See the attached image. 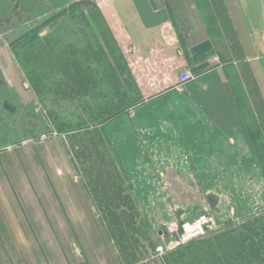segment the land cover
I'll return each instance as SVG.
<instances>
[{"label": "crops", "instance_id": "obj_1", "mask_svg": "<svg viewBox=\"0 0 264 264\" xmlns=\"http://www.w3.org/2000/svg\"><path fill=\"white\" fill-rule=\"evenodd\" d=\"M102 14L124 79L141 98L106 124L132 185L141 192L145 176L160 175L194 202L196 175L207 189L204 208L220 215L227 194L262 195L256 148L264 145V0H108ZM5 49L0 44L6 83L29 100L34 95L20 88V67ZM185 68L194 79L181 83ZM66 144L38 138L0 148V264H127ZM163 257L133 264H165Z\"/></svg>", "mask_w": 264, "mask_h": 264}, {"label": "rangeland", "instance_id": "obj_2", "mask_svg": "<svg viewBox=\"0 0 264 264\" xmlns=\"http://www.w3.org/2000/svg\"><path fill=\"white\" fill-rule=\"evenodd\" d=\"M107 1L108 0H0V44L7 48L2 50V52L5 53V57L8 58L11 65L17 68L15 66L17 64L15 51L21 52L23 50L21 44L27 36L25 35L26 37L23 38L19 45H12L11 43L18 40L32 28H37L40 29V37L48 36L51 41L50 43H54L56 39H58L63 44H73L81 49L84 63L87 64V61H89L99 71H97V75L101 76L103 75V66L106 68L105 63L110 61L113 63V57L108 51L107 60L103 59V62L96 61L91 56V47L95 46L98 41H103L101 35L94 34L95 31L91 24V20L86 17L84 13L89 15L91 13L102 14L103 9H105L107 5ZM43 21H46L44 26L39 27ZM96 25L99 26L100 23L96 21ZM14 47L17 49L15 50ZM119 54L120 52L117 50L116 55ZM122 61L121 64L124 66ZM18 69L19 79L16 76V72L15 76L20 82V88L31 91L34 97L29 100L24 97L20 98L17 96L15 90L9 88L6 82L1 83L0 94L5 98V102L15 107L16 111L12 112L1 106L2 98L0 96V148L22 142L27 143L28 140L38 138H61L66 142L68 138L65 137V132L63 134L60 133L57 127L58 121H69L75 126L79 122L86 120V124L91 125V118L95 113V108L106 103L111 98H114L113 96L111 97L114 91L105 78L101 80L97 89L93 90V88L91 89L92 91L88 89L89 91H87L86 96L80 99H55L54 93L48 88L43 89V93L37 96L30 89L31 85L26 80L22 70L20 68ZM117 71L120 73V82L122 83L120 93L128 91V96H133L135 103L138 102L141 98L137 84L126 81L124 86L123 73L125 72V68L124 70L117 68ZM91 74L95 75L96 73L93 71ZM0 75H2L1 72ZM46 82L48 84L51 83V81ZM249 84L253 85V83ZM131 99L128 97V102ZM51 113H54V115ZM260 144L261 145H258L256 148L259 159V170H261V173H259L256 178L257 182L264 181V145L262 143ZM67 151L72 158V152L68 146ZM136 172H138L139 175L142 170L137 167ZM146 177L149 176H145V179L143 178V188L141 192L137 190L134 185H132L131 190H129L137 202L140 212V221H147V223H149L148 226L143 227L150 237L140 236L137 238L139 244L142 246L141 251L144 254V259L153 253V236L156 235L158 226L161 224L166 225L167 223L179 221L181 219L190 221L208 212L217 215L221 221L219 229L215 232L208 233L203 236L200 241L184 248V252L186 256L188 255L189 262H191L194 260L193 258L198 251L200 252L203 249H209L211 247L210 242L215 240L217 234L232 229L233 233L227 236L238 235L244 229V222L264 215V193L260 196L252 193L243 196L239 194H227L230 200L229 205L232 206V208H228L224 211L223 215H220L217 211L211 210L209 207L204 208L206 203L201 196L204 197L203 192H206L207 189L202 188V181H199L196 175L190 180L191 190L196 198L194 202H188L189 200L184 198V195H178L170 191L167 184L163 183V180H161L162 177L160 175H158V177L151 176L152 178L147 179ZM162 198L165 199V203L159 204L158 201ZM177 199L179 201H177ZM140 200L143 202V205L140 204ZM260 201L261 204H257V202ZM179 203H184L188 206L182 208ZM171 253L172 252L165 254L168 264L183 263L182 260L177 259L176 255ZM202 264H207V262L202 260Z\"/></svg>", "mask_w": 264, "mask_h": 264}, {"label": "trees", "instance_id": "obj_3", "mask_svg": "<svg viewBox=\"0 0 264 264\" xmlns=\"http://www.w3.org/2000/svg\"><path fill=\"white\" fill-rule=\"evenodd\" d=\"M84 15L90 18L94 34L101 35L103 41L97 40L96 45L91 47V56L96 61L103 62V59L107 60L108 51L113 57V63L110 61L105 63L106 68L103 66L101 76L97 75L98 70L89 61L87 64L84 63L81 49L73 44H63L58 39L50 43L48 36L40 37V29L32 28L11 44L19 45L27 36L21 44L23 49L21 52L14 47L15 58L31 85L30 89L37 96L43 93V89L48 88L54 93L55 99H80L86 96L87 91L97 89L104 78L114 91L115 95H111L114 98L95 108L91 125L86 124V120L75 126L69 121H58L57 127L60 133L65 132V137L68 138L66 142L72 152L71 159L75 170L99 208L121 257L125 263L133 264L144 259L142 246L137 238L150 237L143 227L149 223L139 219L137 202L129 191L132 188L131 181L111 143L106 124L127 111L135 100L133 96H128V91L120 93L122 83L117 68L124 70L121 64L123 57L121 53L116 55L117 43L102 14ZM96 21L100 23L99 26L96 25ZM45 22L43 21L39 27L44 26ZM200 47L202 49V46ZM91 71H95L96 74H91ZM46 81L51 83L48 84ZM123 81L125 86L126 80ZM128 97L132 98L129 102ZM243 227V231L238 235L227 236L233 233L232 229L217 234L215 240L210 242L211 247L198 251L191 262L184 248L201 239L185 244L171 254L182 260V264H202V260L207 264H264V215L249 219L243 223ZM163 258L165 264H168L167 257L164 255Z\"/></svg>", "mask_w": 264, "mask_h": 264}, {"label": "built area", "instance_id": "obj_4", "mask_svg": "<svg viewBox=\"0 0 264 264\" xmlns=\"http://www.w3.org/2000/svg\"><path fill=\"white\" fill-rule=\"evenodd\" d=\"M194 79L191 70L185 68L179 74L181 83ZM221 226V221L214 213H204L198 217L181 223L171 222L160 235V241L155 243L153 255L164 256L179 247L201 239L208 233L215 232Z\"/></svg>", "mask_w": 264, "mask_h": 264}, {"label": "flooded vegetation", "instance_id": "obj_5", "mask_svg": "<svg viewBox=\"0 0 264 264\" xmlns=\"http://www.w3.org/2000/svg\"><path fill=\"white\" fill-rule=\"evenodd\" d=\"M0 72H1V74L2 75H0V85H1V83H3V82H6V80H5V78H4V73H3V71L1 70V67H0ZM1 87V86H0ZM0 96H2V94H0ZM10 103H8V102H5V103H3V101H2V99H1V106H5V107H7V109H9V110H11V111H14L15 110V107L13 106V105H9ZM3 106V107H4ZM232 194V193H231ZM234 194V193H233ZM206 199H207V201H209V202H211L210 204H211V208H213V209H215L216 207H217V205H216V203L213 201V199H214V194H207L206 195ZM223 207V206H222ZM224 207H226L227 209L229 208V209H231L232 208V206H230L229 204H226Z\"/></svg>", "mask_w": 264, "mask_h": 264}]
</instances>
